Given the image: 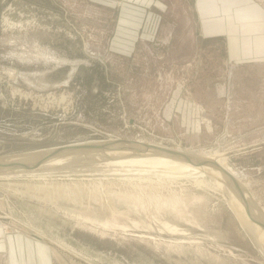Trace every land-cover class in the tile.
I'll use <instances>...</instances> for the list:
<instances>
[{"label":"rangeland","instance_id":"374dc122","mask_svg":"<svg viewBox=\"0 0 264 264\" xmlns=\"http://www.w3.org/2000/svg\"><path fill=\"white\" fill-rule=\"evenodd\" d=\"M111 137L230 150L264 208V0H0V156ZM93 156L0 174V264H264L216 175Z\"/></svg>","mask_w":264,"mask_h":264},{"label":"water","instance_id":"95a60500","mask_svg":"<svg viewBox=\"0 0 264 264\" xmlns=\"http://www.w3.org/2000/svg\"><path fill=\"white\" fill-rule=\"evenodd\" d=\"M104 155L108 164H119L128 162L135 158L149 157L153 155L166 156L171 159L192 163L198 166L216 167L226 178L227 185L232 190L244 206L245 213L264 229V210L253 199L248 197L243 183L237 179L231 172L220 165L216 159L208 155L197 153L195 151L183 150L163 145H157L146 141L124 140L122 138H112L104 140H90L82 142H73L67 144L54 145L49 147H40L24 152L18 155L0 156V174L6 175H36V174H68L75 170L92 168L94 164L82 166L73 164V158L83 153ZM113 153V154H112ZM111 155H114L113 157ZM107 158V159H106ZM103 161H100V163ZM212 169V168H211ZM248 192V193H247Z\"/></svg>","mask_w":264,"mask_h":264},{"label":"bare ground","instance_id":"6f19581e","mask_svg":"<svg viewBox=\"0 0 264 264\" xmlns=\"http://www.w3.org/2000/svg\"><path fill=\"white\" fill-rule=\"evenodd\" d=\"M32 21V20H31ZM11 23V22H10ZM70 24V23H69ZM15 25V24H13ZM71 25V24H70ZM10 26V25H9ZM8 27V26H7ZM74 29V28H73ZM78 31V30H77ZM87 45V44H85ZM84 45V46H85ZM88 47V46H87ZM90 50V49H89ZM88 50V51H89ZM85 51V50H84ZM91 51V50H90ZM96 52V51H94ZM90 53V52H89ZM96 54V53H95ZM93 57V56H92ZM9 73L11 74V76H16V73L14 70L9 71ZM110 138V137H109ZM112 138V137H111ZM89 141V140H88ZM222 141V140H221ZM158 145V144H157ZM181 148V147H180ZM239 148V147H238ZM244 148V147H243ZM189 149V148H188ZM196 149V148H195ZM216 149V148H215ZM194 150V149H193ZM197 150V149H196ZM201 150V149H200ZM197 152V153H202L205 155H208L209 157H212L214 159H216V161L222 165L224 168H226L229 172H231L237 179H242L240 177V173L238 171H235L234 169L231 168V166L228 164V157L230 155V150L229 151H221L219 149L213 150V149H204L201 152ZM213 150V151H212ZM88 154V153H87ZM95 155V154H94ZM87 156V155H86ZM85 156V157H86ZM90 156V155H89ZM91 157V156H90ZM79 158V157H78ZM76 158V159H78ZM81 159V158H80ZM88 159V157H87ZM137 159V158H135ZM134 159V160H135ZM77 161V160H76ZM80 161V160H79ZM138 162L143 165L145 167V169H158V170H163L165 166H170V168H165L164 170L167 172H170V174H172L173 176H175V170H180L179 172H177V175H180L182 172H187V173H192V172H196L197 174H205V173H212L214 175H216L217 177L220 178L221 180V184L225 187H227L228 185H226L227 181L224 180L226 179L221 171L219 169H217L216 167H209V166H198L192 163H186V162H181V161H177L174 159H171L169 157L166 156H160V155H153V156H149V157H141L138 158ZM212 168V169H211ZM182 171V172H181ZM5 175V174H4ZM2 175V176H4ZM191 175V174H188ZM8 176V175H7ZM5 177V176H4ZM218 180V179H217ZM197 181H204V179H197ZM244 181V180H243ZM212 182V181H211ZM220 182V181H219ZM226 183V184H225ZM247 184V183H246ZM248 185V184H247ZM225 187V188H226ZM230 187V186H229ZM228 187V188H229ZM247 187V186H246ZM223 188V187H222ZM232 189V187H230ZM233 192V191H232ZM249 192V193H248ZM248 197L252 199V195L250 193V191L248 190ZM234 193V192H233ZM238 199V198H237ZM239 200V199H238ZM234 203V202H233ZM235 205L232 204V207L234 208L235 212L239 215L237 218L240 217V220L242 221V223L244 224V226H246V229L248 230V232L252 233V235H257V239L255 237V239L258 241L259 245H261L262 248H264V242L262 239V235L264 237V229L257 224L255 221H253L248 214L245 213L244 210V206L241 204V202L239 201V205L238 207H236V203H234ZM261 206V205H260ZM262 207V206H261ZM262 209L264 210V208L262 207ZM5 217V216H4ZM3 217V218H4ZM3 226V225H2ZM243 226V227H244ZM4 227V226H3ZM5 228V227H4ZM6 229V228H5ZM245 229V230H246ZM40 232V231H39ZM43 232V230H42ZM41 233V232H40ZM44 233V232H43ZM261 233V234H259ZM36 234V233H35ZM259 234V235H258ZM250 236V235H249ZM38 237V236H37ZM250 238H252L250 236ZM12 239V238H11ZM10 239V240H11ZM252 240V239H251ZM12 241V240H11ZM254 241V240H253ZM256 242V241H255ZM257 243V244H258ZM255 244V243H254ZM263 245V246H262ZM258 246V245H257ZM259 247V246H258ZM260 247V248H261ZM261 248V250H262Z\"/></svg>","mask_w":264,"mask_h":264},{"label":"crops","instance_id":"0c3cea01","mask_svg":"<svg viewBox=\"0 0 264 264\" xmlns=\"http://www.w3.org/2000/svg\"><path fill=\"white\" fill-rule=\"evenodd\" d=\"M124 42L126 43L127 41H124ZM124 42H123V43H124ZM123 43H122V44H123ZM120 45H121V44H120ZM130 45L133 47V46L135 45V43H132V42H131ZM131 46H129V47H131ZM127 47H128V45H127Z\"/></svg>","mask_w":264,"mask_h":264}]
</instances>
